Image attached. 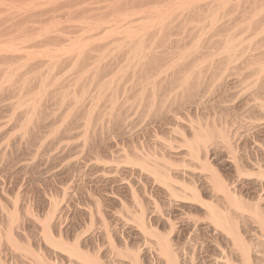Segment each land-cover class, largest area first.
Instances as JSON below:
<instances>
[{
  "label": "rangeland",
  "instance_id": "rangeland-1",
  "mask_svg": "<svg viewBox=\"0 0 264 264\" xmlns=\"http://www.w3.org/2000/svg\"><path fill=\"white\" fill-rule=\"evenodd\" d=\"M158 173L200 201L172 197ZM259 175L264 0H0V264H83L63 241L100 264L137 251L165 264V237L179 264H241L203 203L264 264Z\"/></svg>",
  "mask_w": 264,
  "mask_h": 264
},
{
  "label": "bare ground",
  "instance_id": "bare-ground-1",
  "mask_svg": "<svg viewBox=\"0 0 264 264\" xmlns=\"http://www.w3.org/2000/svg\"><path fill=\"white\" fill-rule=\"evenodd\" d=\"M191 2H192V0H191ZM180 3H182V2H180ZM185 3V2H184ZM188 3H190V2H188ZM191 4V3H190ZM73 5V4H72ZM68 6V5H67ZM177 6V5H176ZM187 6V4L185 5V7ZM71 7V6H70ZM184 7V6H183ZM179 8V7H178ZM162 12V11H161ZM167 12V11H166ZM165 12V13H166ZM44 13H46V12H44ZM41 14V13H40ZM167 14H169L168 12H167ZM36 15V14H35ZM38 15V14H37ZM162 15V14H161ZM33 16V15H32ZM39 16V15H38ZM36 16L37 18H39V17H42V14H41V16ZM44 16H46V14L44 15ZM163 16V15H162ZM161 16V17H162ZM165 16V15H164ZM31 17V16H30ZM167 17H169V16H166V18ZM36 18V19H37ZM20 20L21 19H19V21L17 20V22H19V23H21L20 22ZM33 20H35V17H34V19L32 18V20L30 19V22L31 21H33ZM25 21V20H24ZM24 21H22V23L24 22ZM37 21H38V19H37ZM34 22H36V20L34 21ZM163 22V21H162ZM19 23H18V25H19ZM24 24V23H23ZM16 25V24H15ZM17 27H19V26H17ZM115 29V28H114ZM132 31V30H131ZM109 35V34H108ZM107 35V36H108ZM78 42V41H77ZM83 42V41H82ZM76 43V42H75ZM86 44V43H85ZM85 44H82V45H85ZM86 46V45H85ZM81 47V46H80ZM83 48V47H82ZM6 49V48H5ZM11 49V48H10ZM14 49V48H13ZM12 49V51L14 52V50ZM228 49H230V48H228ZM16 50V49H15ZM84 50V49H83ZM13 54V53H12ZM79 55V54H78ZM80 57V56H79ZM6 57H4V59H5ZM8 59V58H7ZM6 60V59H5ZM4 60V61H5ZM156 70V69H155ZM219 135V139H221V140H223V141H227V140H224V139H222L221 138V136H220V133L218 134ZM215 137V136H214ZM218 137V136H217ZM211 138V137H210ZM225 138V137H224ZM226 139V138H225ZM207 140H209V135H198L197 137H196V142H194L195 144L194 145H192V147H190V148H192V151H191V153H192V155H193V153H194V155L198 158L199 156H200V154L198 153V147H199V144H202V145H204L205 144V142H207ZM193 143V142H192ZM204 143V144H203ZM201 145V146H202ZM190 146H191V143H190ZM201 149V148H200ZM199 149V150H200ZM261 157H263V156H261ZM260 157V158H261ZM200 158V157H199ZM198 160V159H197ZM250 160V159H249ZM252 160V159H251ZM257 160H259V159H257ZM262 161V160H261ZM253 162V161H252ZM260 162V161H259ZM263 162V161H262ZM257 163V162H256ZM255 163V165L257 166V164L259 165L260 163H257L256 164ZM254 165V166H255ZM258 167V166H257ZM261 167H263V166H261ZM260 167V168H261ZM262 169V168H261ZM157 172H158V170H156ZM155 171V172H156ZM166 174V173H165ZM156 175V177H157V174H155ZM160 175H159V173H158V177H159ZM157 177V179H159L160 177H162V180L163 181H165L164 183L166 184L165 185V188L166 187H168L167 188V190H169L171 187L166 183V182H168L167 180H169V176L168 177H165V175L164 176H162V174H161V176L158 178ZM263 177L264 176H261L260 177V175H259V178L261 179H263ZM218 180V182H217V184H215L214 183V185H216L215 187H213V188H215V189H218L217 191H219L221 194H222V196H223V198H224V201H227L226 203H228L230 206H232L234 209H236L237 211L238 210H243V206H242V204H241V200H239L238 198H237V196L235 195V193H233L232 191H231V189L229 188V186H227V185H225L222 181L220 182L219 181V179H217ZM216 180V181H217ZM159 181H160V179H159ZM162 181V182H163ZM170 187V188H169ZM217 187V188H216ZM170 191V190H169ZM172 191V193H170ZM169 193L170 194H172V197H174V198H179V199H181V200H184L185 202L187 201H190L191 203L192 202H195V201H200V195L198 194V192H197V189L195 188V187H191V186H183V189H182V191H183V193H180L179 194V192H176V191H173V190H171ZM181 191V192H182ZM168 192V191H167ZM176 192V193H175ZM220 194V195H221ZM174 195V196H173ZM209 204V205H208ZM206 203V204H204L203 203V205H206L205 207H208V208H206V209H208V211H209V216L211 217V219H212V221L215 223V225H217V226H219L220 228H222L224 231H223V233H226L227 234V236H230L229 237V239H231V241L233 242V245H231V249L232 248H236V251H237V255L240 257V261H241V264H249L250 263V247L247 245V243H245L244 242V239L241 237V235H240V233H239V231H238V224L236 225V224H231L230 223V220H229V217H228V215H226V214H224V212L222 213V212H220L217 208H215L213 205H210V203ZM242 212V211H241ZM243 213V212H242ZM250 213H251V215H252V217L254 218V219H258L259 221L262 219L261 218V216H260V213H259V206H257V205H255L254 207H253V209L250 211ZM53 215V214H52ZM141 215L143 216V214L141 213ZM141 215H140V217H141ZM143 218V217H142ZM138 219V221L140 220V223H139V225H141V227H142V229H143V231H144V233L145 232H148V231H146L147 229L145 228V224L143 223L144 221H143V219ZM11 220H12V218H11ZM262 221H263V223H262ZM14 223V222H13ZM47 223V222H46ZM103 224H105V222H103ZM264 225V220L262 219L261 220V225ZM47 225V224H46ZM45 225V226H46ZM49 227V226H48ZM104 227H106L105 225H104ZM46 228V227H45ZM147 228H149V227H147ZM153 228H154V226H153ZM173 228V227H172ZM219 228V229H220ZM150 229V228H149ZM263 229H264V226H263ZM46 229H44V231H45ZM47 231V230H46ZM103 231V230H102ZM262 231H264V230H262ZM261 231V232H262ZM109 232V231H108ZM44 233H46V232H44ZM106 233V232H105ZM264 233V232H263ZM107 234V233H106ZM109 234V233H108ZM108 234H107V236L106 235H104V237L106 236V237H108ZM147 234H149V233H147ZM47 235H48V237H47ZM49 235H51V234H49L48 232H47V234H46V240H47V243H49V241L51 242V243H54V244H58L57 246H59V247H63L64 248V250H62V247L60 248L62 251H65V248H66V250H68V252H70V253H68L69 254V257H70V254H71V256H75L76 258L75 259H78V260H76V261H78V262H80V261H82V263L83 264H100V263H98L97 261H98V259L97 258H95V259H97V260H95V259H93V257L90 259L89 257V254H88V256L87 255H84L83 254V252L82 251H80V249H77V247L79 246H77L76 247V250H71L72 248H75V247H72L71 248V246L69 247L67 244V246H68V248H67V246L62 242H55V239H54V241H53V239L51 240L50 238H51V236L49 237ZM11 236V235H10ZM61 236V235H60ZM80 235H78V237H79ZM102 236H103V232H102ZM65 237V236H64ZM81 237V236H80ZM104 237H102L103 239H106V240H108L109 242V245L110 246H112V244H113V242H112V240H109L108 238H104ZM110 237V236H109ZM261 237V236H260ZM263 237V236H262ZM48 238L50 239V240H48ZM59 238V237H58ZM77 238V237H76ZM9 239H10V237H9ZM44 239H45V236H44ZM61 238H59V240H60ZM63 239V238H62ZM61 239V240H62ZM262 239V238H261ZM264 239V238H263ZM76 240V239H75ZM105 240V241H106ZM156 242L154 243V245L156 244L157 245V247H156V245H155V248L158 250L157 251V253L159 252V254L160 255H162L163 256V258H164V262H165V264H179V261H178V258L176 257V255H175V253H173V251L170 249V242H169V240H168V238H156ZM11 241V240H10ZM58 241V240H57ZM262 241V240H261ZM112 242V244H110ZM263 242V241H262ZM79 243V242H78ZM54 244H49V245H54ZM61 246H60V245ZM65 246H64V245ZM76 244H77V242H76ZM74 245V244H73ZM102 245V244H101ZM108 245V244H107ZM54 246H56V245H54ZM232 246H234V247H232ZM80 247V246H79ZM100 247V246H99ZM103 247V246H102ZM56 248V247H55ZM71 248V249H70ZM81 248V247H80ZM234 248V249H235ZM113 251H112V250ZM110 249V251H112V252H116V250L114 249V248H111ZM230 249V250H231ZM233 249V250H234ZM115 250V251H114ZM80 251V252H79ZM112 252H111V254H112ZM137 252H139V251H137ZM131 253V256H133V258L131 259V261H130V264H138L139 263V258H138V256L139 255H137L138 253ZM222 252V251H221ZM231 252V251H230ZM229 252V253H230ZM235 251H233V252H231V253H233L234 254V256H236L235 255V253H234ZM262 252V251H261ZM67 253V252H66ZM85 254H87V253H85ZM113 256H115V255H117V253H115V255H114V253L112 254ZM121 255V254H120ZM222 255H223V257L222 258H224V261H226V262H233V261H231L232 259L228 256V254L226 255V253L224 254V252H222ZM122 256H125V255H122ZM127 256V255H126ZM126 256L124 257V258H126ZM193 256V255H192ZM237 256V257H238ZM95 257H97V256H95ZM128 258V257H127ZM3 260V259H2ZM12 260H14V259H12ZM193 260V259H192ZM192 260H190V262L192 261ZM36 261H38V260H36ZM75 261V262H76ZM223 261V260H222ZM223 261V262H224ZM40 262V261H39ZM73 262V261H72ZM75 262H73V263H75ZM77 262V263H78ZM100 262V261H99ZM229 262H228V264H229ZM81 263V262H80ZM6 264H8V263H6ZM39 264V263H38ZM43 264V263H42ZM191 264H193V262L191 263ZM226 264V263H225ZM240 264V263H239Z\"/></svg>",
  "mask_w": 264,
  "mask_h": 264
}]
</instances>
